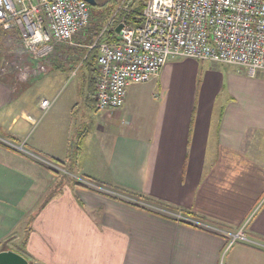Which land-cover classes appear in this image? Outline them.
I'll return each instance as SVG.
<instances>
[{
  "label": "crops",
  "instance_id": "1",
  "mask_svg": "<svg viewBox=\"0 0 264 264\" xmlns=\"http://www.w3.org/2000/svg\"><path fill=\"white\" fill-rule=\"evenodd\" d=\"M84 49H57L51 67L16 91L0 74V132L65 169L0 144V251L30 264H264V246L227 248L216 232L77 179L245 226L264 244V73L170 58L154 80L129 85L110 120L81 131L84 103L96 105Z\"/></svg>",
  "mask_w": 264,
  "mask_h": 264
},
{
  "label": "built area",
  "instance_id": "2",
  "mask_svg": "<svg viewBox=\"0 0 264 264\" xmlns=\"http://www.w3.org/2000/svg\"><path fill=\"white\" fill-rule=\"evenodd\" d=\"M126 1L119 3L103 27L91 30L94 14L86 0H0V28L8 29L15 24L26 56L37 59L44 70L51 67L59 45L97 49L95 100L100 110L122 108L129 85L154 80L170 58L236 65L251 76L264 71V0H146L134 19L123 15L117 22L116 26L122 23L119 31L115 26L118 40H108L106 33L114 17L121 10H131ZM22 55L15 52L8 62L16 65V69L20 60L15 58ZM46 61L48 64L44 66ZM5 63L4 72H8ZM51 103L44 99L41 106L47 109ZM0 142L65 171L27 148L25 141L19 143L0 134ZM77 179L81 184L137 206L216 232L227 238V248L237 241L264 246L247 235L245 226L222 227L88 178Z\"/></svg>",
  "mask_w": 264,
  "mask_h": 264
},
{
  "label": "trees",
  "instance_id": "3",
  "mask_svg": "<svg viewBox=\"0 0 264 264\" xmlns=\"http://www.w3.org/2000/svg\"><path fill=\"white\" fill-rule=\"evenodd\" d=\"M121 1L122 0H109L105 5H102V6L97 5V7L101 8V10L98 13H96L93 10L94 18L97 21L95 26H99V28L103 27L107 23L108 19L111 17V15L116 10V8L118 7V5ZM145 1L146 0H127L126 4L129 6V8L131 10L119 11L117 16L114 17L112 25L109 26V28H108V31L106 33L107 34L106 38L108 40H111V41H117L118 37H117L116 31H115V26H116L117 22L120 20V18L123 15H126L127 19H134L143 10V8L145 6ZM22 49H23V44H22L20 32L17 29L15 24H13L12 27L8 28V29L0 28V50H6L7 52H9L11 50L16 51V50H22ZM83 53L85 54V56H84V59H83L81 66H85L86 64L89 65L90 71L96 72V73H94V72L92 73V78L96 81V77L98 75V66H96L97 58H98V50L97 49H91V50L84 49ZM94 95H95V92H94ZM0 134L4 137L8 138V139L15 140V138H13L10 135H7V134L1 133V132H0ZM0 144H3V143L0 142ZM3 145H5V144H3ZM49 159L51 161L61 165L60 160L53 159V158H49ZM51 170L55 173H59V174L61 173V171H58L57 169L55 170V169L51 168ZM114 188L118 190V188H116V187H114ZM120 191H125V190L121 189ZM131 195H135L138 197L145 198L143 196L136 195V194H131ZM145 199H147V198H145ZM186 213L194 216L190 212H186Z\"/></svg>",
  "mask_w": 264,
  "mask_h": 264
},
{
  "label": "rangeland",
  "instance_id": "4",
  "mask_svg": "<svg viewBox=\"0 0 264 264\" xmlns=\"http://www.w3.org/2000/svg\"><path fill=\"white\" fill-rule=\"evenodd\" d=\"M92 9L96 13H98L101 10V8H99L97 6H92ZM96 23H97V21L94 18L93 21H92V24H94V26H92L91 30L98 29L99 26H95ZM91 32H93V31H91ZM61 47H64V45H62V46L59 45L58 46V49L61 48ZM64 48H66V47H64ZM15 52H18V54H21V53L23 54L22 55V58H18V57L15 58V59L20 60L18 62V67L16 69H15V66L16 65L14 66L12 64V62H10V61L8 62V59H10L11 58V55L13 53H15ZM56 59L57 58H56V54H55V60ZM5 62H7L8 63L7 66H9L8 67V72H4L3 66L6 65ZM38 63L39 62H38L37 59L31 58V57H29V55L26 56V53L24 52L23 49L22 50H16V51L11 50L9 52H7L6 50H0V74L1 73L4 74V75L5 74L7 75V73H10L11 74L10 85L12 86V88L14 89V91H16L17 89L22 88V86L31 77L40 76L45 71V70H43V69L40 68L41 66L38 65ZM43 64H44V62H43ZM47 64H48V62L46 61L44 66H47ZM223 65L226 66V67L233 68V65H230V64L229 65L223 64ZM240 68H242V67H240ZM45 69L47 70V68H45ZM244 71L246 72L245 69H244ZM260 73L262 74V73H264V71H260L259 74ZM109 113L111 114V109H109V110H100V109L97 108V106L95 105L94 101H88V104H86V102H85L84 103V113H83V124L81 126V128H82L81 131L82 130L83 131H86V129L89 130L94 125L104 124L106 121L110 120L109 118H111V117H109V116H111ZM19 152H21V151H19ZM41 155L44 156L45 158H48L47 156H45L43 154H41ZM38 162H40V161H38ZM40 163L43 164V165H45L49 169H51V168L55 169V167H51V165H49L48 163H42V162H40ZM60 167H62V166L60 165ZM58 171H60V170H58ZM57 174H59V173H57Z\"/></svg>",
  "mask_w": 264,
  "mask_h": 264
},
{
  "label": "water",
  "instance_id": "5",
  "mask_svg": "<svg viewBox=\"0 0 264 264\" xmlns=\"http://www.w3.org/2000/svg\"><path fill=\"white\" fill-rule=\"evenodd\" d=\"M92 6H102L105 5L109 0H86ZM122 28V23L116 26L117 31ZM0 264H30L28 258L22 253L12 249L7 248L0 251Z\"/></svg>",
  "mask_w": 264,
  "mask_h": 264
}]
</instances>
